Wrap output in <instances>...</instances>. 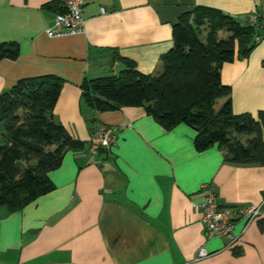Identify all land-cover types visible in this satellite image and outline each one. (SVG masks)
<instances>
[{
	"label": "crops",
	"instance_id": "1",
	"mask_svg": "<svg viewBox=\"0 0 264 264\" xmlns=\"http://www.w3.org/2000/svg\"><path fill=\"white\" fill-rule=\"evenodd\" d=\"M54 1L0 0V42L20 48L17 59L0 60V93L21 78L61 77L53 113L85 145L66 151L48 173L52 191L18 210L0 206V264H264V210L242 234L236 220L241 236L227 246L224 237H205L193 205L208 192L229 209L263 202L264 166L225 162L217 145L196 151L194 129L166 130L141 106L95 111L80 89L85 78L120 70L119 57L142 73L158 72L173 23L196 5L246 21L258 0H88L82 33L48 37L55 11L46 5ZM263 60L264 37L247 57L222 65L234 113L264 110ZM96 123L116 134L104 156L88 153ZM199 247L208 256L194 260Z\"/></svg>",
	"mask_w": 264,
	"mask_h": 264
},
{
	"label": "trees",
	"instance_id": "2",
	"mask_svg": "<svg viewBox=\"0 0 264 264\" xmlns=\"http://www.w3.org/2000/svg\"><path fill=\"white\" fill-rule=\"evenodd\" d=\"M46 7L59 9L55 1ZM171 32L172 46L160 56L158 72L142 73L119 57L117 73L82 81L83 103L98 112L141 106L166 130L180 123L194 129L196 151L217 145L225 162L264 166V110L234 113L231 88L221 81L222 65L247 57L264 36L245 20L204 5L179 15ZM19 53L17 42H0V60ZM63 83L53 74L27 77L0 93V206L10 211L52 191L48 173L66 151L85 145L53 113ZM220 98L225 100L216 110Z\"/></svg>",
	"mask_w": 264,
	"mask_h": 264
},
{
	"label": "built area",
	"instance_id": "3",
	"mask_svg": "<svg viewBox=\"0 0 264 264\" xmlns=\"http://www.w3.org/2000/svg\"><path fill=\"white\" fill-rule=\"evenodd\" d=\"M88 0H55L59 9L54 13L53 19L45 29L48 37H64L77 35L83 32L85 18L83 7ZM104 12V8H100ZM246 22L264 36V0H258L253 9L246 15ZM116 139L115 131L105 124H94L89 138L88 153L99 154L101 151H109ZM202 213L205 237H224L227 246L234 245L240 238V234H234L236 220L244 222L241 234L253 221L263 214L264 201L259 204H248L234 209L222 207L218 204L213 192H208L200 201L193 204ZM204 247H199L194 260L207 257Z\"/></svg>",
	"mask_w": 264,
	"mask_h": 264
},
{
	"label": "rangeland",
	"instance_id": "4",
	"mask_svg": "<svg viewBox=\"0 0 264 264\" xmlns=\"http://www.w3.org/2000/svg\"><path fill=\"white\" fill-rule=\"evenodd\" d=\"M119 70H117V71H115V73H117ZM222 99L223 98H220V99H218L216 102H215V105H214V108L216 109V110H218L221 106H222ZM263 138H264V134H263Z\"/></svg>",
	"mask_w": 264,
	"mask_h": 264
},
{
	"label": "water",
	"instance_id": "5",
	"mask_svg": "<svg viewBox=\"0 0 264 264\" xmlns=\"http://www.w3.org/2000/svg\"><path fill=\"white\" fill-rule=\"evenodd\" d=\"M102 156H104V154Z\"/></svg>",
	"mask_w": 264,
	"mask_h": 264
}]
</instances>
